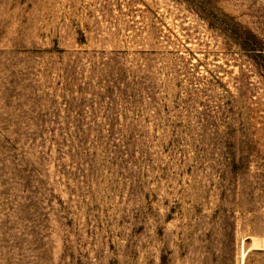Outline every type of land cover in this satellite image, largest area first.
Listing matches in <instances>:
<instances>
[{
    "label": "rangeland",
    "instance_id": "rangeland-1",
    "mask_svg": "<svg viewBox=\"0 0 264 264\" xmlns=\"http://www.w3.org/2000/svg\"><path fill=\"white\" fill-rule=\"evenodd\" d=\"M0 264H264V0H0Z\"/></svg>",
    "mask_w": 264,
    "mask_h": 264
}]
</instances>
